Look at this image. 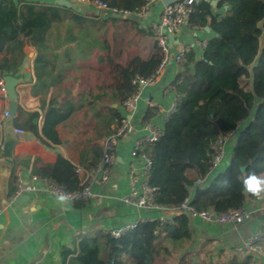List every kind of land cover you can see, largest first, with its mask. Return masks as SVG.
<instances>
[{"label":"trees","instance_id":"1","mask_svg":"<svg viewBox=\"0 0 264 264\" xmlns=\"http://www.w3.org/2000/svg\"><path fill=\"white\" fill-rule=\"evenodd\" d=\"M101 1L128 13H138L147 3ZM188 24L207 27L215 36L200 55L187 54L174 72V110L163 121L161 136L143 150L151 163L146 181L157 207L178 211L193 188L190 206L195 211L220 214L255 198L244 191L242 173L264 174V0H198ZM27 46L36 51V87L50 82L53 92L40 105L41 113L17 107L12 124L45 147L52 143L76 150L86 168H95L102 158L101 142L117 132L121 103L134 92L132 81L158 69L162 54L150 29L132 17L88 18L73 13L71 5L0 0V77L18 72ZM159 115L157 108H147L141 123ZM245 121L227 165L209 176L215 141ZM37 161L34 176L68 194L80 191L69 159L58 154L53 164ZM199 178L204 183L194 186ZM188 222L178 211L163 223L141 219L117 238L84 237L74 256L67 260L71 253H64V264L165 263L190 240ZM177 264L189 261L183 255Z\"/></svg>","mask_w":264,"mask_h":264},{"label":"crops","instance_id":"2","mask_svg":"<svg viewBox=\"0 0 264 264\" xmlns=\"http://www.w3.org/2000/svg\"><path fill=\"white\" fill-rule=\"evenodd\" d=\"M23 3L55 5V0H20ZM198 2V0H196ZM73 13H80L88 18L96 16L97 12L86 4L70 3ZM163 2L149 5V19L153 20L160 12ZM215 35L207 27L185 26L176 44L192 45L196 39L208 41ZM25 55L18 68L21 83L17 86L18 106L25 112L41 113V106L47 103L53 92V86L46 82L36 87L33 70V60L36 51L27 46ZM175 66L169 64L157 79L154 87H146L137 112L132 116L134 128L143 125L141 118L150 104L156 103L162 109L170 108L176 97L172 90L166 88L167 82L172 81ZM5 101L0 97V264H64L63 255L66 251L71 254L78 250V244L84 237H94L96 234L106 235L110 231L119 230L133 221L159 216L168 218L178 213L177 210H153L141 212L124 203L122 199L128 192L131 170L129 152L133 146L137 131H132L124 138L111 143L109 139L102 141V158L98 165L103 166L108 173V181H100V175L82 164L78 152L72 148L64 149L60 145L48 143L41 145L30 134H14L18 129L10 119L2 117ZM156 108V107H155ZM159 111V110H158ZM255 108L251 111V117ZM161 114L151 122L157 125ZM40 124V121H38ZM247 121L238 124L237 130L225 138L226 157L224 167L234 143L238 130L243 129ZM15 135V142L9 159L2 157V146L5 138ZM100 143V142H99ZM91 145V144H90ZM69 159L72 164L86 171L78 177L81 184L89 186L95 194L94 200H79L77 204L65 200L61 202L56 196L50 195L42 186L29 193H20L12 203L8 202L14 192V179L21 174L25 180L33 176V165L53 164L57 155ZM89 155L91 152L89 151ZM97 165V166H98ZM223 167V168H224ZM223 168L221 170H223ZM250 214L249 219L232 228L215 221H203L189 218L188 227L190 240L181 244V251H174L172 258L161 264H177V259L183 255L189 264H264L263 256H252L241 259L234 248L241 246L254 232H264V199H248L244 206ZM264 244V240H263Z\"/></svg>","mask_w":264,"mask_h":264},{"label":"built area","instance_id":"3","mask_svg":"<svg viewBox=\"0 0 264 264\" xmlns=\"http://www.w3.org/2000/svg\"><path fill=\"white\" fill-rule=\"evenodd\" d=\"M69 3L86 4L96 10L98 15H110L113 17H132L136 18L140 26L148 27L155 40L156 46L161 51L162 58L159 63L158 69L154 75L148 78L135 77L132 81L134 86V92L128 96L121 103L122 117L120 124L117 128V132L109 138L111 143H114L120 138H124L132 131H137L138 135L135 138L133 146L129 152L130 161L128 166L131 170L130 182L128 184V192L122 201L128 204L130 207L139 210L141 212H151L153 210H161L162 208L157 207L152 201V189L148 186L146 181V174L150 168V160L143 150L152 145L160 136L163 121L173 112L175 102L170 108L162 109L163 107H157L156 103L150 104L151 107H156L160 114L161 119L158 125L151 121L134 128L131 118L137 112L140 101L143 97V91L146 87H154L157 79L166 70L168 63L173 64L175 70L177 66L184 60L185 56L191 51L197 55H200L206 47L207 41L204 39L194 40L192 45L188 44H176L174 41L180 35L182 29L189 25L188 19L193 10V6L196 0H175L174 2L163 5L160 9L159 14L153 20L149 18V5L161 2L163 0H146L147 3L141 8L138 13H128L124 11H117L110 9L108 5L101 0H66ZM173 38L172 42L170 39ZM166 88L172 90L171 81L167 82ZM0 97L5 101L2 109V117L5 119L11 118L8 114V99L5 88V83L2 77H0ZM14 134H23L24 131L21 129H14ZM230 135V134H229ZM227 135V137L229 136ZM212 157L210 175L213 176L224 167V159L226 157L225 152V138L218 137L212 146ZM75 175L80 177L86 174V171L74 167ZM93 172L100 175V181L106 183L108 181L107 170L103 166L98 165L93 169ZM204 183V179L199 178L194 182V186H199ZM42 186L50 195L60 197L64 196L65 200L74 202L77 200H94L95 194L90 190L89 186L84 183L81 184L80 191L68 194L58 185L47 179L38 178L36 176H30L27 180L19 174L14 179V192L9 197L8 202L12 203L16 196L20 193H29L37 189L38 186ZM193 188L190 189L189 196L186 197L180 204L178 211L180 214L186 215L188 218L200 219L203 221H215L222 225H229L232 228H236L247 219H249V211L245 207L238 209H231L220 214H214L211 211H195L190 206L191 196L193 194ZM165 217L159 216L157 219L146 218L144 220L151 222L158 220L160 223L165 221ZM137 220L127 224L119 230L108 232V235L117 238L126 231L133 230L137 224ZM264 232L257 231L252 233L247 240L241 245L234 248L235 253L241 259H250L252 256H263L264 254Z\"/></svg>","mask_w":264,"mask_h":264},{"label":"water","instance_id":"4","mask_svg":"<svg viewBox=\"0 0 264 264\" xmlns=\"http://www.w3.org/2000/svg\"><path fill=\"white\" fill-rule=\"evenodd\" d=\"M174 1L175 0H163L162 2L164 5H168ZM54 3L60 7H65L67 5H70V3L67 2L66 0H55ZM215 3H216L215 1H211L210 5L214 6ZM96 15H98V13ZM118 18L126 19L128 17H118ZM172 40L173 38L170 39L171 42ZM2 78L4 80L6 93H7L8 114L10 117H14L16 114L17 106H18V103H17L18 95H17L16 88L21 83V79L16 74H6V75H3ZM16 141H17V138L15 135H10L5 138L4 144L2 146V157L3 158H6V159L10 158L13 146ZM241 172H243V168H241Z\"/></svg>","mask_w":264,"mask_h":264},{"label":"clouds","instance_id":"5","mask_svg":"<svg viewBox=\"0 0 264 264\" xmlns=\"http://www.w3.org/2000/svg\"><path fill=\"white\" fill-rule=\"evenodd\" d=\"M240 181L247 194L264 199V174H257L256 172H248L247 174L242 173ZM59 199L61 202L65 201L64 196H60Z\"/></svg>","mask_w":264,"mask_h":264}]
</instances>
